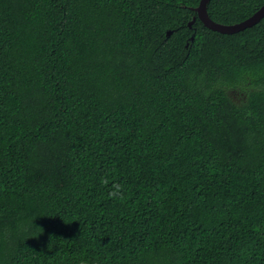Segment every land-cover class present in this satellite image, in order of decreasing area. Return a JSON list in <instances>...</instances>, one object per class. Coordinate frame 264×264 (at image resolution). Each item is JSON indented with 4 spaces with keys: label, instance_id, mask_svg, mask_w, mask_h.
<instances>
[{
    "label": "trees",
    "instance_id": "obj_1",
    "mask_svg": "<svg viewBox=\"0 0 264 264\" xmlns=\"http://www.w3.org/2000/svg\"><path fill=\"white\" fill-rule=\"evenodd\" d=\"M198 3L0 0V264H264V17Z\"/></svg>",
    "mask_w": 264,
    "mask_h": 264
},
{
    "label": "water",
    "instance_id": "obj_2",
    "mask_svg": "<svg viewBox=\"0 0 264 264\" xmlns=\"http://www.w3.org/2000/svg\"><path fill=\"white\" fill-rule=\"evenodd\" d=\"M209 0H199L198 5L194 8L197 13V17L202 22V24L208 29L218 31L221 33L232 34L243 30L245 28L251 27L254 24L258 23L264 17V4H262L257 10H255L250 16L245 18L242 21L233 24H221L213 21L207 13V3ZM195 21L193 17L188 23V27L192 26V23ZM171 31H167L166 35L168 36ZM192 38V37H191Z\"/></svg>",
    "mask_w": 264,
    "mask_h": 264
},
{
    "label": "clouds",
    "instance_id": "obj_3",
    "mask_svg": "<svg viewBox=\"0 0 264 264\" xmlns=\"http://www.w3.org/2000/svg\"><path fill=\"white\" fill-rule=\"evenodd\" d=\"M38 234V233H37Z\"/></svg>",
    "mask_w": 264,
    "mask_h": 264
}]
</instances>
